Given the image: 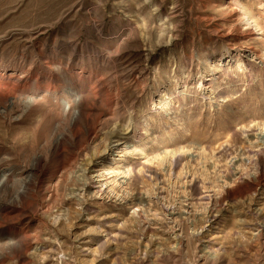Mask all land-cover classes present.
Returning <instances> with one entry per match:
<instances>
[{
  "label": "rangeland",
  "instance_id": "obj_1",
  "mask_svg": "<svg viewBox=\"0 0 264 264\" xmlns=\"http://www.w3.org/2000/svg\"><path fill=\"white\" fill-rule=\"evenodd\" d=\"M0 264H264V0H0Z\"/></svg>",
  "mask_w": 264,
  "mask_h": 264
},
{
  "label": "bare ground",
  "instance_id": "obj_2",
  "mask_svg": "<svg viewBox=\"0 0 264 264\" xmlns=\"http://www.w3.org/2000/svg\"><path fill=\"white\" fill-rule=\"evenodd\" d=\"M78 117H72V119H71V124H70V127L72 128V124H74V122L76 121V119H77ZM78 120V119H77ZM59 140H57L56 142H55V144L58 146V144H59ZM119 143V142H118ZM122 143V142H121ZM120 143V144H121ZM125 151V150H124ZM39 157V156H38ZM41 163V159L40 158H37V159H35V162H34V164H35V166H39V164ZM121 174V173H120ZM127 174V173H126ZM260 230V229H259Z\"/></svg>",
  "mask_w": 264,
  "mask_h": 264
}]
</instances>
